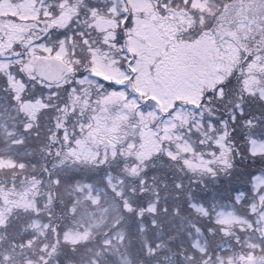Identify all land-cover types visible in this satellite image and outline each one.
<instances>
[{"label":"snow or ice","instance_id":"6c2138e0","mask_svg":"<svg viewBox=\"0 0 264 264\" xmlns=\"http://www.w3.org/2000/svg\"><path fill=\"white\" fill-rule=\"evenodd\" d=\"M0 264H264V0H0Z\"/></svg>","mask_w":264,"mask_h":264}]
</instances>
